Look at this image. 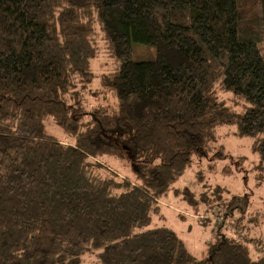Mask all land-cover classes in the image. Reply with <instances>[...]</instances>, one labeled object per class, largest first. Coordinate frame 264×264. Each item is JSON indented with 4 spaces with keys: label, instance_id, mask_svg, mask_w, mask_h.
<instances>
[{
    "label": "trees",
    "instance_id": "trees-1",
    "mask_svg": "<svg viewBox=\"0 0 264 264\" xmlns=\"http://www.w3.org/2000/svg\"><path fill=\"white\" fill-rule=\"evenodd\" d=\"M225 125L264 161V0H0V264H264L217 185L183 197L215 218L204 259L147 229Z\"/></svg>",
    "mask_w": 264,
    "mask_h": 264
},
{
    "label": "rangeland",
    "instance_id": "rangeland-1",
    "mask_svg": "<svg viewBox=\"0 0 264 264\" xmlns=\"http://www.w3.org/2000/svg\"><path fill=\"white\" fill-rule=\"evenodd\" d=\"M103 47L101 42L99 54L91 65L94 79L90 84V91L103 88L102 77L113 69L112 61L107 59ZM220 99L227 106L240 110L238 106L241 103L233 94H221ZM85 102L87 106H113L115 99L110 92H101L98 96L87 93ZM51 130L60 136L57 129ZM235 131L234 126L227 125L217 129L216 142L208 157H200L192 162L186 173L162 197L159 212L152 216L147 227V229L162 226L170 228L184 242L196 261L206 257V245L212 240L211 229L215 218L209 219L206 213L194 210L189 201L183 199L185 194L197 197L201 191L217 185L224 189L221 194L222 200L231 195L247 197L248 209L243 220L244 227L247 228L249 223L245 222L253 218L249 236L264 238V161L252 151V140L248 137H237ZM221 148L232 157L231 160L212 159L211 154ZM207 220H209L207 224L202 225V222ZM249 248L251 253H255L253 245L250 244Z\"/></svg>",
    "mask_w": 264,
    "mask_h": 264
}]
</instances>
